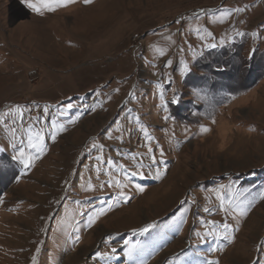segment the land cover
Returning a JSON list of instances; mask_svg holds the SVG:
<instances>
[{
	"label": "rangeland",
	"instance_id": "1",
	"mask_svg": "<svg viewBox=\"0 0 264 264\" xmlns=\"http://www.w3.org/2000/svg\"><path fill=\"white\" fill-rule=\"evenodd\" d=\"M221 40L215 49L244 52L229 81L242 93L224 106L184 85ZM255 52L264 61V0H75L43 15L0 0V113L25 111L0 123V264H264V77L254 85L263 71L246 67ZM69 102L78 107L59 116ZM53 120L66 128L55 141ZM29 126L46 147L25 168L14 157ZM149 146L158 160L164 150L159 179Z\"/></svg>",
	"mask_w": 264,
	"mask_h": 264
},
{
	"label": "snow or ice",
	"instance_id": "2",
	"mask_svg": "<svg viewBox=\"0 0 264 264\" xmlns=\"http://www.w3.org/2000/svg\"><path fill=\"white\" fill-rule=\"evenodd\" d=\"M75 0H23V3H25V5L31 9L32 11L36 12L37 14H40V15H43L45 11L47 12H54L56 11V9L58 7H66L68 6L69 4L71 3H74ZM92 0H85V3H91ZM244 9H240V8H237L236 11L237 12H240ZM208 35L209 36H212L213 34L211 32H208ZM239 35H244L243 33H239ZM170 39V37H169ZM224 44V41L221 40L220 41V44L218 45L217 43H208L206 44L205 46L208 47V48H212V49H215L217 48L218 46H222ZM159 54L161 56L164 55V52L163 50L161 49H156ZM202 55V53H201ZM172 64V61H168V65L171 66ZM191 71L189 65L187 63H185L181 69V74L182 75H186L187 73H189ZM118 91V90H117ZM160 99L164 105V109L165 111H167V105H168V101H166L164 99V96H163V93H161V96H160ZM179 102V99L178 98H174L171 103H178ZM74 107H78V106H74L71 102H69L67 105L64 106L65 110L64 111H60L59 112V116H67L68 115V112L69 110H72ZM29 112L31 111V109L28 110ZM131 111V110H129ZM49 113V106H45L43 109H42V114H48ZM9 115H15L16 117H19V119L21 121H23L25 119V111L24 109H22L19 105H17L14 109H9L8 112H5V113H0V123H4L5 122V117L9 116ZM37 120L39 119V117L36 118ZM165 120L169 119V117L165 116L164 117ZM15 122V121H13ZM71 123H75V121H70ZM216 121L215 119L213 118L212 120V124H215ZM55 129H58L59 131H66V128L64 127L63 124H58L55 120L52 121V124H51V128L49 129V131L51 132L52 134V139L53 141H55L56 139V132L53 131ZM12 131H15V129H11ZM119 130V129H117ZM141 132H143V135L144 137L148 140V141H151L153 139V137L149 134L148 130L146 127H144L143 125H141ZM187 131V129H186ZM212 131V128L210 126H201L200 128V132L202 134H206V133H209ZM28 137H27V142H26V145H25V141L22 139L20 140V145H25L24 147H19V155L14 157V159H16L19 163H21L25 168H28V167H31L32 166V163H33V159L35 158H39V156L45 151V144H44V141L46 139L45 135H44V132H43V129H39V130H34V127L33 126H29L28 127ZM111 138V137H109ZM36 141H39V143H37ZM12 147L14 149H16L18 147L17 144H12ZM103 147L104 145L102 144H96V143H93L92 144V148H99L100 150H103ZM26 149H31L33 152L36 153V156L33 157L29 152L26 151ZM4 149H0V151H2ZM148 152L151 154L149 156V159H150V164L148 165L149 167H153V168H156L157 171H156V175H155V178L159 179L160 178V175H161V170L159 168V165H162L163 164V157H164V150L163 148H160L159 149V156L161 157V159H157V156L154 154V150L149 146L148 148ZM97 160H101L102 157L100 156H97L96 157ZM140 169H143L144 165L141 163L139 165ZM100 169L99 167H97V172H99ZM136 175H140L143 177L144 173L142 171H133L131 173V176H136ZM89 187H91V185L89 184L88 185ZM100 187H103V185H101ZM138 188L139 191L143 192L144 191V188L141 187L140 185H137L136 186ZM221 189L225 188V185H221L220 186ZM119 195L121 197H123V199L125 201L129 200L130 197L124 192V191H121L119 193ZM217 195L220 196V193L219 191L217 192ZM222 199V197H221ZM260 199L261 200H264V192H262L260 194ZM101 203H106V201H102ZM252 206V201H249L246 205L243 206L242 210L240 211V215L243 216L246 214V211ZM237 208H240L241 205L240 204H237L236 205ZM205 212H208L209 209L208 208H205L204 209ZM225 212L228 211L227 208L224 209ZM101 213L98 212L97 213V216H99ZM81 215H84V213H81ZM94 217H91L89 216L88 217V226L91 227L92 224L94 223ZM211 224L213 225V229L209 230V231H206L204 236L201 237L202 239H205V242H206V238L207 237H211V236H214L215 235V232H214V229H215V225H216V222L215 221H212ZM152 225H149L147 228H144L143 231L147 232L149 228H151ZM207 227V225H206ZM220 227L222 228L223 230V239L225 240H228L229 242H232L234 240V236H232L231 232H230V229H232V225L229 224V223H223L220 225ZM197 235H200L199 233H197ZM261 249H264V243L261 244ZM217 249H212V251H216ZM40 249L38 248L37 249V253H39ZM116 249L113 248L111 250V254H115L116 253ZM109 253H97V256H102V257H110ZM259 259L260 257H257V264L259 262ZM33 264H36V257L34 256L33 257ZM208 264H219V261H209Z\"/></svg>",
	"mask_w": 264,
	"mask_h": 264
},
{
	"label": "trees",
	"instance_id": "3",
	"mask_svg": "<svg viewBox=\"0 0 264 264\" xmlns=\"http://www.w3.org/2000/svg\"><path fill=\"white\" fill-rule=\"evenodd\" d=\"M214 51H218L219 53L217 52L215 55H211L213 58H211L210 54L200 58L192 72L186 76L184 85L187 89L206 90V97L208 95V98L210 96L214 101L216 100V96L220 94L218 96L219 100L215 102H217L216 104L219 106H224L231 103L238 95H240V93H242V91L239 92L238 89L232 87L229 81L234 79L231 77L235 70L234 65L231 63L232 59L241 58L243 61L241 56H243L244 52L241 49L238 54L237 51H231L229 48L226 49V47L222 48L220 51L218 49H213L209 52ZM257 56L258 52L252 54L251 57L248 58V63L246 64V67L249 69V74L254 73V69L263 71L262 73H259L258 71L257 78L259 79L256 80L254 85L264 77V61L261 60L260 62H257ZM205 60H208V62H204ZM207 73L209 74L207 75ZM260 74H262V77H260ZM194 75L197 77L196 79H193ZM207 76L210 77L207 78ZM206 86L208 87V90ZM213 100H211V103Z\"/></svg>",
	"mask_w": 264,
	"mask_h": 264
},
{
	"label": "built area",
	"instance_id": "4",
	"mask_svg": "<svg viewBox=\"0 0 264 264\" xmlns=\"http://www.w3.org/2000/svg\"><path fill=\"white\" fill-rule=\"evenodd\" d=\"M37 74L38 73H37L36 70H32L29 75H30L31 78H35L37 76Z\"/></svg>",
	"mask_w": 264,
	"mask_h": 264
}]
</instances>
